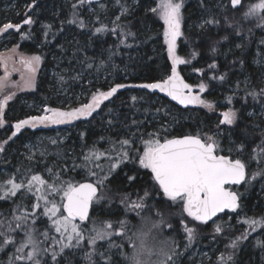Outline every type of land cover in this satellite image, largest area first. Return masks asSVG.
Segmentation results:
<instances>
[{
	"label": "snow or ice",
	"instance_id": "obj_1",
	"mask_svg": "<svg viewBox=\"0 0 264 264\" xmlns=\"http://www.w3.org/2000/svg\"><path fill=\"white\" fill-rule=\"evenodd\" d=\"M112 3L117 14L111 25H106L100 19L101 13L107 15L109 11V5L104 0H72L71 16L61 20L59 31L62 32L63 25L68 24L81 30L88 29L92 35L109 33L117 37L118 46L133 48L138 34L133 31L129 17L134 16L139 0H132L131 3L128 0H112ZM199 6L203 12L198 22L191 26L192 30L197 33H208L225 27L232 30L220 40L212 41L210 52L213 55L218 53L221 41L229 40L230 36L237 38L238 42L234 47L243 52L255 35L254 29H260L264 33V0H218L214 6L208 0H199ZM35 7V0L26 5L22 23L8 22L0 26V36H10L11 30H14L23 40L32 38L31 26L35 24V20L28 13ZM184 10L185 0H158L155 6L146 8L145 14L152 13L163 26L167 64L162 77L153 82L115 83L107 90L97 88L91 94V102L79 107L62 109L45 106L42 114L27 116L10 125L14 131L10 137L0 141V154L6 153L9 141L26 127L36 129L94 119L93 114L98 113L105 101H111L113 97L119 99L117 93L122 89L159 92L185 108L192 105L215 112L217 105L203 94L209 91L212 81L223 82L227 73H217L215 70L218 65L213 60L208 64V68L214 70L210 75L203 69L193 68L207 82L202 81L194 86L181 75L180 66L192 64L201 55L193 44V37L189 35ZM82 11L92 12L95 23L100 26L89 28L82 17ZM24 25L29 26V31H21ZM42 29L44 41L48 42L53 24H43ZM178 42L191 49L186 56L179 54ZM260 44L264 45V36L261 37ZM18 47L19 45L13 48L12 52L15 53ZM260 51L264 52V48ZM116 54L115 50H110L108 59L101 60L99 64L88 62V58L79 60L74 57L76 63L81 65L80 70L72 74L67 71L59 73L58 83L64 86L69 80L79 81L86 71L99 73L109 67L115 69L117 66L112 63V57ZM236 62L233 61L234 64ZM238 62L243 65V56ZM0 63H3L5 72L0 77V95L4 97L0 99V127H4L7 123L6 108L15 96V93L8 94L6 91L11 83V72H21L24 86L34 89L42 56L21 55L18 60L20 67L15 66L17 61L13 59L11 71L7 59L0 60ZM256 63L264 65V60ZM244 84L245 103L248 97L259 103L261 117L264 118V86L257 89L247 80ZM236 87L239 89L240 85L237 84ZM143 98V95L130 97L134 107ZM232 103L233 97H227V104ZM104 107L108 105L104 104ZM162 109L163 106L155 111L159 114ZM163 112L165 116L170 115L167 109H163ZM248 115L251 117L254 113L250 112ZM220 117L215 131H198L173 138L161 135L159 131H142L147 122L133 119L128 133L118 134L115 139L101 136L100 142L106 144V147L101 148L99 144L85 145L87 151H81L70 165L68 159L75 153H65L68 159L62 160L59 171L56 166L49 167L45 160L48 155L46 148L38 156L30 150L25 157L29 163L23 170L17 167L15 172L0 173V202L10 205L8 212H0V252L8 257L6 264H73L72 257L75 255L80 256L83 264H121V261L123 264H180L183 253L179 243L175 238L163 236L165 228L174 230L170 219L174 215L181 217L179 223L186 234L184 251L196 242L203 226H208L211 221L214 225L213 239L221 237L227 240L224 250L216 258V264H235V255L243 242L258 230L261 238L255 239V247L264 252V215L257 219L244 214L239 222L247 227L234 237L228 235L232 231L230 223H217L214 219L220 214L229 213H235L239 218L248 189L259 183L264 191V128H260L259 143L252 141L254 146L250 152L247 139L239 142L229 139L225 148L220 138L225 132L231 135L233 126L241 118L240 110L229 107L220 112ZM107 123L111 126L113 120L109 119ZM161 127L167 133L168 128L163 125ZM84 135L81 133L82 140ZM138 141L142 144V149L136 147ZM58 143L57 140L51 141L53 145ZM101 158L106 161L107 168L99 163ZM7 163L5 157V166ZM33 163H44L47 175L34 169ZM127 164L138 165L139 169L150 174L151 190L146 187L141 190L142 194L137 192L135 198L131 193L112 190L114 173ZM73 172H84L86 176L77 180L72 175ZM125 176L127 182L132 184L137 180L138 173H125ZM117 197L124 209L125 218L113 221L110 217L115 215L113 205ZM173 208L178 209V212H173ZM98 212H104L109 218L102 219L97 215ZM129 213H134L139 218L138 226L130 228V220L126 218ZM9 250L11 255H8Z\"/></svg>",
	"mask_w": 264,
	"mask_h": 264
},
{
	"label": "trees",
	"instance_id": "obj_2",
	"mask_svg": "<svg viewBox=\"0 0 264 264\" xmlns=\"http://www.w3.org/2000/svg\"><path fill=\"white\" fill-rule=\"evenodd\" d=\"M9 5L17 9L19 12L11 13L12 11H3V1H0V26L5 23L11 22L13 24L22 23L24 19V11L20 10L22 5H27L32 2V0H6ZM105 3L109 5V11L107 15L100 14V19L103 24L111 25V21L114 16L117 14V9L113 6L112 0H104ZM129 3L132 0H128ZM158 0H139V3L135 6V12L133 17H129L131 20V26L133 31L137 32V39L134 42L133 48H124L118 46V40L115 35L104 33L100 35H92L88 29L81 30L74 25L64 24V30L59 31L61 27V20H66L70 18L72 9L70 8L69 2L66 0H35L36 7L33 9L32 13L29 14L35 20V24L31 26L32 38L23 40L20 37L19 33H16L14 30L12 34L8 36H0L1 39H9L6 45L10 47H16L19 51L29 54V55H41L42 56V66L45 69L44 72L38 77L36 88L32 92H27L23 94H18L15 96L13 101L9 104V109L7 111V122L9 125H12L19 119H24L27 117L26 107L30 108V105H25L22 103L25 102H37L43 101L47 103L48 106L56 107V100H53L54 94L49 88L48 83V72L54 66L53 56H60L61 60H64V66L68 67L71 71L78 72L81 68V65L76 63V59L84 60L88 58V62H95L99 64L101 60H107L110 54V50H115L117 53L112 57V63L117 67L111 69L110 67L107 70L96 73L85 72L84 77L82 78V85L78 84L73 87V92L76 93L85 87L83 84L88 80L92 81V84L85 89L89 93L95 92L97 88L100 90H107L110 85L115 83H142V82H153L156 79H159L164 75L163 69L167 64L166 61V50L163 43V26L162 22L158 20L152 13H146V8L149 6H155ZM218 0H208L210 5L217 3ZM255 2V0H254ZM215 11V8L213 7ZM203 9L199 6V0H185V21L186 27L189 29V35L193 37L194 46L201 52V55L198 56L196 60L189 65H181L179 70L184 79L193 85H198L200 82H207L205 77H201L199 73L193 70L194 67L203 69L206 74L210 75L214 70L208 68V64L213 62L217 63L218 67L215 70L219 74L227 73L226 79L223 82L215 80L211 82L209 91L206 92L205 98L209 101L219 105L223 102V107L217 106L215 112H208L205 109L194 107L188 110H182L164 98L151 94L145 90L140 89H122L117 95L119 99L113 97L111 101H108L106 105L108 107H103L98 116H94V119H91L90 122H79L70 130L69 141L62 145L63 150H61V145L58 146V150L54 151L56 157L50 156L46 158L48 165L52 167V163H57L58 165L62 163L63 159H68L65 157V153L73 152L75 156L71 159H68L69 165L72 162V159H75L76 156L80 155V151H87V146H91L96 143L97 140H100L101 136L116 138L118 134H125L124 131H129L131 127V122L133 119L144 120V116L148 112H145V109H148L149 114L153 109L149 107H144L141 104V99L134 107L132 105L130 97L132 95H137L148 98L149 101L153 99H158L161 105L167 106L171 109L174 119L171 122V130L167 135L168 138L181 137L186 134H194L198 131L208 132L209 130H216V125L218 119H220V112L227 110L229 107H234L240 110V119L237 122V125L233 126V131L231 135L225 132L220 138L222 143L227 148L229 139L232 141H242L247 139L249 141L250 147L254 146L252 141L259 143V133L260 128H264V121L262 117H257L252 119L249 117L248 113L258 112L261 109L259 103L253 102L250 97L247 98V103H245V84L247 80L250 82V85L255 88L264 86V65L256 63L258 60H264V52H261L260 49L264 48V45L260 44L261 37L264 36V33L260 29H254L255 35L252 38L251 42H248L247 48L241 52V50L234 47L235 43L238 42L235 36H230L229 40L221 41L218 45L219 51L215 55L210 52V45L214 40H220L224 35H227L232 30L228 28H221L219 30H211L208 33H197L192 30V25L197 23L201 17ZM19 13V14H18ZM82 17L88 23L89 28L99 27L100 24L95 23V16L92 15L88 17L82 11ZM53 24L52 33H55L53 36L52 33L49 34L48 42L44 41L43 37V24ZM22 32L29 31V26L24 25L21 29ZM129 42H132L131 40ZM178 52L180 55L186 56L188 52L191 51L190 48L186 47L183 43L178 42ZM231 49V51H230ZM243 56L244 63L241 65L238 61ZM74 57L76 59H74ZM69 61H72L70 64ZM233 61H237L235 64ZM1 73V72H0ZM93 76L105 77L102 83H99L97 78ZM72 84V83H71ZM239 84L240 88L237 89L236 85ZM74 85V84H73ZM233 97V103L231 105L227 104V97ZM91 98V94L89 95ZM88 100V99H87ZM226 105V107H224ZM140 110L137 111L136 109ZM109 109H111V114L109 115ZM161 118L170 120L168 117ZM113 120V125H109L107 121ZM253 125H259L260 127H253ZM226 128L225 126H222ZM126 129V130H125ZM46 133L50 136H54L55 130L47 131H37L32 132L30 130L23 131L20 137L17 140V147H21L24 143L33 140L38 133ZM81 133H84V139H81ZM54 149V145H51ZM99 147H106L99 144ZM142 149V148H141ZM59 154V155H57ZM248 153H245V159H247ZM61 161V162H60ZM105 168H107L106 161L101 158L99 161ZM38 166V165H37ZM39 167V166H38ZM135 170V171H133ZM38 171L43 173L44 166L38 168ZM125 173L128 174H137L138 178L132 184H129L126 180ZM72 175L77 179H84V172H79V174L72 173ZM149 175L146 173V170L139 169L138 165L127 164L123 165L122 169H117L114 173L112 179L113 183L111 185L114 192H128L135 194L141 192L142 189L148 188L151 190L152 182L149 180ZM250 194H255V190L250 189ZM252 205V200L245 201L243 200V211L247 216L252 217L249 214L247 209H250ZM10 205L5 202H0V212H8ZM115 215L110 217L113 221L117 218H125L124 209L119 203V198L117 197L115 204L113 205ZM173 212H178V209L173 208ZM262 213H258L253 217L259 219ZM234 216L235 213H229L225 216ZM99 216L102 219H108L104 212H100ZM222 217V216H221ZM224 217V215H223ZM130 220V228L138 226L139 218L135 216L134 213H129L126 217ZM173 223L174 230L168 228L164 229L163 236L165 238H175L179 243L180 247L184 243H187L185 233L183 228L179 223L181 217L179 215H174L171 218ZM225 224V223H223ZM232 226V231L228 233L229 236H238L241 231L246 229V225L240 224L235 225L232 221L230 222ZM204 231L202 237L212 238L213 243H219L218 245L224 250V246L227 243V240L221 239V237H216L213 239L214 227H211V224L208 226H203ZM260 230L256 232V236L259 234ZM209 234V235H207ZM254 234V233H253ZM252 234V235H253ZM251 237V236H250ZM249 237V239H250ZM119 240V238H116ZM248 240L243 243L239 251L235 255V264H248L247 259L249 255L245 252V246L248 243ZM204 239H198L195 243H200ZM194 243V244H195ZM259 252V248H257ZM131 251V249H127ZM257 252V253H258ZM8 255H11V250H9ZM8 257L4 253L0 252V264H6ZM73 264H76V260H73Z\"/></svg>",
	"mask_w": 264,
	"mask_h": 264
},
{
	"label": "rangeland",
	"instance_id": "obj_3",
	"mask_svg": "<svg viewBox=\"0 0 264 264\" xmlns=\"http://www.w3.org/2000/svg\"><path fill=\"white\" fill-rule=\"evenodd\" d=\"M2 1H3V6H2L3 11H5V12L12 11L11 13H15V14L17 12H19L18 7L16 10H14V8L12 6H10L9 5L10 3H7L6 0H2ZM66 1L69 2V4L71 5L72 0H66ZM20 10H23L25 13L27 10L26 4L22 5V7H20ZM32 11L29 12L28 15L31 14ZM84 13L86 15H88V17H91L93 15L92 12H88V11H84ZM8 40L9 39H1L0 40V60L7 59L8 68L11 71V69L13 67V59H15L17 61L15 66L20 67L18 64L19 57L21 55H23V56H32V55L23 53V52L19 51L18 49L15 53H13L12 49L16 48V47H10L9 48L6 45ZM9 58H12V59H9ZM52 58H53L54 66L48 72V76H49L48 83H49L50 90H52V92L54 94L53 100H56V103H55L57 105L56 107L62 108V109H70V108L79 107L82 104L91 102V98H89V95L94 93V92L89 93V90L87 91L85 88L90 86L92 84V81L88 80L87 82H85L83 84V87H85V88L76 92V93L73 92V87L78 85V84L82 85V79L79 81L69 80V83L67 85L61 86L58 83V74L63 72V71H67L68 74H72L75 71H71L68 67H65L64 66V60L63 59L61 60L60 56L54 55ZM44 70L45 69L43 68L42 63H41L39 66V70L36 73V77H35L36 84H37L38 77L44 72ZM0 72H1L0 77H3L5 74L3 63H0ZM94 77L97 78L99 83H102V81H104V79H105V77H102V79H100L99 77H96V76H93V78ZM89 81H91V83H89ZM194 86H196V85H194ZM35 88H36V86H35ZM35 88L34 89L26 88L23 84V81L21 80V72L12 71L11 72V83L9 84V87L7 88L6 91L8 94L15 93V96H17L18 94L32 92L35 90ZM196 91L198 92V88H196ZM205 94L206 93L203 94L204 97H205ZM15 96H14V98H15ZM3 98H4L3 95H0V99H3ZM13 99L11 101H9V104L13 101ZM107 102L108 101H105L104 104H106ZM22 103H24L25 105H28V106L30 105V108L26 107L25 113H29V114H27V116L42 114V109L45 106H48L47 103H45L43 101L25 102V100H24ZM9 104H8V107L6 108V113L9 109ZM104 104L101 105V109L98 111V113H94L93 116H98V114H100L101 110L104 107ZM141 104L144 107H149V109H153L150 111L151 112L150 114L148 111L147 115L144 116V120L147 123H146V126L142 127L141 130L146 131V132L159 131L161 133V135H168L171 128H172L170 121H172L174 119V115L172 114L171 109L168 108L167 106L161 105V103L159 102L158 99H153V100L149 101L148 98L144 97L143 99H141ZM161 106H163V109H167L170 112V115L166 116L170 120H166V119L161 118V115L163 117H165L163 109L159 114L156 113V111H155L156 108H160ZM217 106L223 107V102ZM48 107H51V106H48ZM196 107L205 109V108L199 107V106H196ZM224 107H226V105H224ZM205 110H207V109H205ZM251 113H254V115L251 116L252 119L257 118V117H261V109L258 112L252 111ZM154 117H155V119H154ZM91 119L92 118H89L88 120H83V119L78 120V121H75L73 124H69V125H51L48 127L41 126V127L36 128V129H31V128L26 127L24 129H22L21 132L16 137L12 138V140L9 141V144L6 146V149H7L6 153L0 154V173L15 172V169L17 167H20L21 170H23L29 163L25 159V157L29 154L30 150L33 152H36L37 156H38L39 152L44 150V148H46L48 150V155L45 157V159L50 157V156L53 157V155H54V157L58 158L56 156V154H54V151H57L59 148L58 146H60V145H61L60 151L63 150L64 147H62V145L66 144L69 141V137H70L69 135L71 133L70 130L72 129V127L75 126L79 122H82V123L90 122ZM261 119L264 121V118H261ZM161 125L168 128L167 133L164 132ZM225 127H228V126H225ZM52 129L56 131L54 136H50V135L46 134L45 132L44 133H38V135L33 140L24 143V145L21 147H17V145H18L17 140L23 131L30 130L32 132H37V131H47V130H52ZM12 131H14V129L10 128V125L8 122L4 125V127H0V141H3L5 139H7L8 137H10ZM133 131H134V129H133ZM124 133L126 134V133H128V131L126 130V131H124ZM52 140H57L59 142L58 144L54 145V149L51 146V145H53V144H51ZM96 143L103 145V146L106 145L104 143H101L100 140H97ZM136 147L142 148V144L138 141L136 144ZM80 153H81V151H80ZM5 157L7 158V161H8L6 166H5ZM58 160H60V159H57V163H52V167L56 166L57 171H59ZM38 166L35 163H33V168L37 169V170H38V168L40 169V167L44 166V163H40ZM49 167H51V166H49ZM73 173H76V172H73ZM46 175H47V173L45 172V176ZM84 176H86V173H84ZM250 189L255 190V194H250L249 193ZM243 200H245V201L252 200L251 208L246 210L249 212L250 215H252V217L258 213H262L260 211L264 210V191H262L261 185L259 183H257L254 187L249 188L245 197L243 198ZM99 214H100V212L97 213V215H99ZM244 214H245V211H242V214L239 218L236 217V214L234 216L233 215L232 216H225L224 215V217L222 216L219 219H217V223L229 224L230 222L232 223V221H233V223L235 225H240L241 223L239 222V220L243 219ZM263 214H264V212H263ZM230 217H231V219H229ZM210 224H211V227L213 228L214 225H212V223H210ZM138 225H139V223H138ZM203 231H204V227H203V230L199 232L198 239H200V238L204 239V240L200 241V243L193 244L190 248H188L187 251H184L183 246L180 247V250L183 253L182 256L180 257V264H216V258H218L219 253L221 251H223L222 250L223 246L220 247L218 245L219 243H213L212 238H208L206 240V238H204V236L202 237ZM207 235H209V234H207ZM259 238H261L260 235L258 234L256 236V233H254L250 237L248 243L245 246V252L249 255V257L247 259L248 264H264V252H262L261 249L258 252L257 247H255V239H259ZM243 243H245V241ZM185 244L186 243H184L183 245H185ZM117 259H119V257ZM73 260H76V264H83V261L81 260L79 255L73 256L72 261ZM121 264H123L122 261H121Z\"/></svg>",
	"mask_w": 264,
	"mask_h": 264
},
{
	"label": "water",
	"instance_id": "obj_4",
	"mask_svg": "<svg viewBox=\"0 0 264 264\" xmlns=\"http://www.w3.org/2000/svg\"><path fill=\"white\" fill-rule=\"evenodd\" d=\"M186 82H187V81H186ZM140 90H141V89H140ZM145 91H147V90H145ZM147 92H148V91H147ZM151 94H156V95H158V96L164 98L165 100L169 101L170 103H172L173 105H175L176 107H178V108H180V109H182V110H188V109H192V108L195 107V106L189 105L187 108H185L184 106L177 104L175 101H172L169 97L165 96L163 93L156 92V93H151ZM223 215H225V214H220L219 217L214 218V219L217 220L218 218H220V217L223 216ZM210 223H212V222L210 221L209 224H210Z\"/></svg>",
	"mask_w": 264,
	"mask_h": 264
}]
</instances>
